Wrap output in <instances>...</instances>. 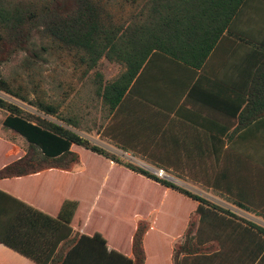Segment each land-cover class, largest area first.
<instances>
[{
	"label": "trees",
	"instance_id": "obj_1",
	"mask_svg": "<svg viewBox=\"0 0 264 264\" xmlns=\"http://www.w3.org/2000/svg\"><path fill=\"white\" fill-rule=\"evenodd\" d=\"M247 1L0 0V110L6 113L4 128L27 144L22 152L17 149L14 159L0 170V181L52 169L74 173L84 154L104 157L124 167L132 173L127 191L97 190L95 194L93 189L91 199L85 203L84 217L90 220V227L117 236L120 234L111 225L119 218L125 220L122 236L133 257L110 250L98 230L93 237L74 234L80 200L67 199L59 215L53 217L2 190L0 244L37 264H149L147 240L161 224L162 212L182 209L183 205L185 226L179 233L166 235L170 243L165 262L171 242L182 235L183 242L173 250V264H192L193 256L200 260L197 264L213 260L208 257V242L214 237L222 245L224 241L208 233L204 226L208 216L218 215L219 222H223V215L232 216L229 211L210 206L203 197L125 162L82 133L92 135L96 131L102 140L118 149L169 171L168 166L155 162L158 154L149 153L150 135L145 136L147 143L141 145L126 133H114V126L124 117L125 121L147 122L152 135H159L175 113L176 94L183 89L176 76H186L184 89H190L188 97L192 98L206 80L205 65L225 32L235 36L231 24ZM240 38L244 43H252L246 37ZM260 45L262 57L255 59L249 91L241 99L237 95L234 111L222 109L229 117L248 123L264 117V45ZM154 57L176 64L175 71L172 65L167 66L170 63H165L158 73L165 77L167 85L164 101L141 89L145 68ZM106 65L118 67L119 73L107 79ZM173 75L175 82L169 78ZM203 101L205 105L210 103ZM131 104H136V109L128 115ZM183 105L189 104L186 101ZM105 192L116 198L117 206L132 203L136 213L120 217L110 212L101 219V207L94 206L93 200L99 194L106 196ZM196 204L201 226L195 236L189 217ZM155 212L157 216L151 225L146 219ZM99 220L102 223L95 225ZM248 225L264 234V229Z\"/></svg>",
	"mask_w": 264,
	"mask_h": 264
},
{
	"label": "crops",
	"instance_id": "obj_2",
	"mask_svg": "<svg viewBox=\"0 0 264 264\" xmlns=\"http://www.w3.org/2000/svg\"><path fill=\"white\" fill-rule=\"evenodd\" d=\"M230 30L235 36L225 32L205 65L206 80L196 88L192 98L188 97L190 89H184L186 76H176L183 89L176 94L175 113L167 119L159 135H152L147 122L140 123L134 119L125 121L124 117L114 126L117 129L114 133H126L131 140L141 145L147 143L145 136L150 135L149 153L158 154L159 158L155 162L168 166L167 172L176 175L175 178L187 187L178 186L192 190L206 199L210 206L222 207L232 214L223 215V222H219L221 218L218 215L208 216V224L204 227L208 233L223 238L224 245L217 237L208 242L207 246L211 248L208 257L213 260L207 264H264V234L248 225L252 223L264 229V117L248 123L233 119L222 111H234L238 96L241 99L242 95L247 94L252 83L255 59L262 57L258 46L264 45V0H248L234 18ZM240 37H246L252 43H244ZM166 61L163 57H154L143 74L142 91L159 101L166 99L165 77L158 74L165 63H170ZM170 65L175 71L176 64L167 66ZM169 78L176 81L174 75ZM203 100L210 102L209 105H205ZM186 101L188 106L183 105ZM131 105L128 115L136 109V104ZM4 121L0 124V170L14 159V154L20 149L8 140ZM20 139L25 142L22 137ZM20 150L22 152L23 149ZM75 170L69 173L52 169L36 175L3 180L0 181V190L57 217L63 203L72 198V189L81 187V190H89L91 184L95 183L98 186L93 189L100 192H118L121 188L127 191L126 185L132 180L130 171L93 154H84L81 165ZM96 173L99 175L96 176ZM98 196L93 200L96 207L99 206ZM197 207L196 204L189 217L195 226V236L201 226ZM85 214V203L81 201L73 224L76 230L74 234L93 237L99 231L108 241L110 250L115 249L133 257L130 247L126 248L127 240L123 236L120 238L115 233L90 227V220L84 217ZM156 216L157 212L148 220L154 222ZM183 240V235L173 239L168 262L164 264H173L174 247ZM192 260V264L200 261L196 260V256ZM0 264L37 263L0 244Z\"/></svg>",
	"mask_w": 264,
	"mask_h": 264
},
{
	"label": "rangeland",
	"instance_id": "obj_3",
	"mask_svg": "<svg viewBox=\"0 0 264 264\" xmlns=\"http://www.w3.org/2000/svg\"><path fill=\"white\" fill-rule=\"evenodd\" d=\"M120 69L116 66H107L104 68V72L106 75L107 79H111L113 77H115L118 73H119ZM8 100L13 101L17 104H19L20 106H22L23 108L27 109V110H32L30 107L23 105L22 103H19L17 101L12 100L10 97H6ZM33 111V110H32ZM95 113V111H93ZM6 117V113L2 110H0V124H2L3 120ZM6 135L8 136V140L9 141H14L15 144L20 148V149H26L27 144L20 139L19 136H16L13 132L8 131L6 132ZM82 135H84L85 137L89 138L94 144L108 150L110 153L116 155L117 157H120L122 160H124L125 162H130L133 163L149 172H151L150 166L147 162H145L144 160L140 159L139 157H135L132 154H127L125 151L117 149L116 147L112 146V144L107 143V141H104L101 139V137L99 135L96 134V131L94 132V134L89 135V134H85L82 133ZM96 176L99 175L98 173L95 174ZM173 177V180L171 182L178 184L180 186H184L187 187L186 185H183L182 182H180L178 179L175 178V176L171 175ZM89 186V185H88ZM98 185H96L95 183H92L90 186V189L87 190L89 192H84L83 189H72V199H78L80 201H83V203H86L88 199H91V195H93V188H97ZM189 191L193 192L192 190L189 189ZM94 193H98L96 189H94ZM195 193V192H194ZM106 196L104 195V197L99 194L98 198H99V205L101 207L102 213H101V219H104L108 216V214L110 212L114 213H118V215L120 217H125L126 215L128 216L129 212L131 213H136V207L135 206H130L132 205V203L130 205H128V203L124 202L122 203L120 206L115 205L116 204V198H113L110 194V192H105ZM118 198V197H117ZM127 201V200H126ZM155 217V216H154ZM139 219V218H138ZM137 220L136 222H138L139 220ZM148 223L152 222L149 221L148 219H146ZM153 220V219H152ZM155 220V218H154ZM153 220V221H154ZM124 221L121 218H119L118 221H114L115 223L111 225V227L116 228L115 230L117 231L118 234H120L118 237L121 238L122 234L124 233L122 229H124ZM185 214H184V208L182 205V209L181 208H174L173 210H169L168 211L165 209V211L162 212L161 214V224H159L157 230L155 232H152L151 235H149L148 237V254L149 257L151 258L150 263L149 264H163L166 261V257H167V245L168 243H170L169 238L166 236L168 234L173 235L174 233H179L182 231L183 227L185 226ZM102 222L96 221L95 225H99ZM184 223V224H183ZM104 228H106L104 226ZM180 229V230H179ZM182 242V241H181ZM147 250V248H146ZM164 258V259H163Z\"/></svg>",
	"mask_w": 264,
	"mask_h": 264
},
{
	"label": "built area",
	"instance_id": "obj_4",
	"mask_svg": "<svg viewBox=\"0 0 264 264\" xmlns=\"http://www.w3.org/2000/svg\"><path fill=\"white\" fill-rule=\"evenodd\" d=\"M150 169H151V173L156 175L159 179L170 181V182L173 180V177L164 169L153 168V167H150Z\"/></svg>",
	"mask_w": 264,
	"mask_h": 264
}]
</instances>
